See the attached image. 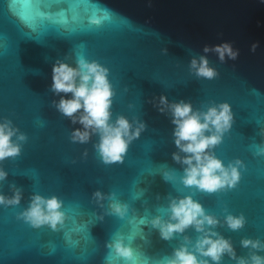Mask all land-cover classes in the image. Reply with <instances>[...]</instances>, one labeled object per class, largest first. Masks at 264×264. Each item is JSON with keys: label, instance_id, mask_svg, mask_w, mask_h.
<instances>
[{"label": "water", "instance_id": "obj_1", "mask_svg": "<svg viewBox=\"0 0 264 264\" xmlns=\"http://www.w3.org/2000/svg\"><path fill=\"white\" fill-rule=\"evenodd\" d=\"M223 43L238 52L236 59L204 52ZM78 55L109 70L112 121L124 116L134 127L145 125L122 163L102 161L94 147L99 135L73 142L81 125L54 106L71 94L51 90L52 66L58 60L75 66ZM201 56L216 70L213 79L190 69ZM160 96L199 111L231 106L232 127L211 151L225 165L242 161L234 188L207 193L182 184L185 166L173 153L185 154L174 143L170 112L155 106ZM0 117L27 137L20 155L0 163L8 173L0 193L22 195L17 206H0V264H103L116 235L141 264H159L185 237L194 244L201 233L189 227L163 240L148 221L167 220L170 200L189 196L218 220L212 230L231 242L237 257L264 256L241 245L264 241V0H0ZM34 194L63 201L62 228L35 229L18 218ZM108 197L128 205L125 217L111 214ZM229 214H242L244 226L230 229ZM89 222L95 242L82 227ZM93 247L98 251L88 255ZM221 264L236 261L225 254Z\"/></svg>", "mask_w": 264, "mask_h": 264}, {"label": "clouds", "instance_id": "obj_2", "mask_svg": "<svg viewBox=\"0 0 264 264\" xmlns=\"http://www.w3.org/2000/svg\"><path fill=\"white\" fill-rule=\"evenodd\" d=\"M102 21L97 20L99 25ZM255 48V45H253ZM215 51L223 61L236 59L238 52L231 44L223 43L204 52ZM190 69L197 77L213 79L217 72L209 65L206 56L193 58ZM109 70L97 61H89L83 55H78L76 65L72 66L64 61H57L52 66L51 90L60 95L54 106L62 115L70 118L74 124L81 127L72 131L73 142L87 143L91 135H99V142L94 145L105 164L122 163L129 145L139 138L145 128L142 122L134 127L126 117L119 116L112 121L111 107L115 91L109 80ZM160 112L168 111L174 125V143L179 153H173V159L184 165V175L181 182L186 187H196L200 191L215 193L220 190L234 188L240 181L242 161L235 160L225 165L218 159L211 149L220 144L225 132L230 130L233 123V113L228 103H221L207 108L206 111L194 110L189 102H169L167 97L160 96L155 104ZM264 134V130L262 133ZM27 140L26 135L15 127L11 120L0 117V163L5 159L21 154L22 145ZM259 151L264 154V146ZM8 173L0 167V182L7 178ZM165 178H170L165 173ZM97 201H103L105 195L95 192ZM111 214L125 217L128 205L108 197ZM22 199L21 192L15 190L13 194L5 196L0 193V206H17ZM169 217L164 220L155 216L148 221L153 228L159 231L163 240H171L176 234H182L192 227L201 235L192 244L188 237L180 247L173 250L171 257L159 261V264H221L227 254L236 261V264H264V256L252 252L249 258L237 257L231 242L220 236L212 229L218 220L205 212L202 205L190 196L173 198L167 210ZM32 228L48 227L58 230L63 227L66 216L63 210V201L57 196L44 197L34 194L27 208L18 216ZM143 223V218L141 219ZM245 217L227 215L225 223L232 230H239L245 224ZM131 239V238H129ZM191 245V247H190ZM242 247L252 250H264V241L259 239H243ZM109 252L106 256L107 264H113V258H118L124 264H141L137 252L125 239L116 235L107 245Z\"/></svg>", "mask_w": 264, "mask_h": 264}, {"label": "snow or ice", "instance_id": "obj_3", "mask_svg": "<svg viewBox=\"0 0 264 264\" xmlns=\"http://www.w3.org/2000/svg\"><path fill=\"white\" fill-rule=\"evenodd\" d=\"M103 18H107V17H103ZM95 21H97V19H92V22L95 23ZM91 224V222H89L88 224L82 226L84 228V230H86L87 232V237L89 240L95 242V240L93 239V237L90 235L89 233V228H88V225ZM98 251L97 248L93 247L90 252L88 253V255H92V254H95L96 252ZM115 261V259L113 258V262ZM103 264H107V261H106V257L103 258Z\"/></svg>", "mask_w": 264, "mask_h": 264}]
</instances>
